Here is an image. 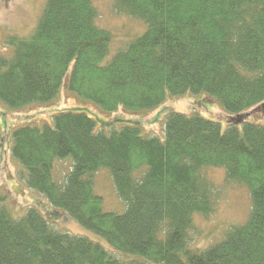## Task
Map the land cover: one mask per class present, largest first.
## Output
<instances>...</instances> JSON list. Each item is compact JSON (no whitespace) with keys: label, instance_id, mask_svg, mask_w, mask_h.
<instances>
[{"label":"trees","instance_id":"1","mask_svg":"<svg viewBox=\"0 0 264 264\" xmlns=\"http://www.w3.org/2000/svg\"><path fill=\"white\" fill-rule=\"evenodd\" d=\"M116 8L145 27L109 59L113 34L98 24L94 0H47L30 35L6 40L0 101L10 110L51 102L72 67L69 88L105 111L207 92L237 118L223 129L170 110L163 138L140 121L99 120L84 108L17 126L20 176L108 246L54 228L34 207L16 217L0 195V264H264V121L240 118L264 107V0H116ZM66 159L60 182L55 165ZM101 168L111 170L122 213L105 210L95 192ZM212 168L249 189L252 209L199 247L197 218L216 209Z\"/></svg>","mask_w":264,"mask_h":264},{"label":"rangeland","instance_id":"2","mask_svg":"<svg viewBox=\"0 0 264 264\" xmlns=\"http://www.w3.org/2000/svg\"><path fill=\"white\" fill-rule=\"evenodd\" d=\"M47 0H0V53L6 51V40L10 35L28 36L39 21ZM98 9V24L111 30L113 41L111 59L118 50L131 39L141 34L145 24L121 13L116 8V0H94ZM11 49H13L11 47ZM72 67L68 71V76ZM68 76L63 81L58 97L48 103L31 104L20 110H10L0 101V195L7 197L10 211L17 217L25 214L28 208L37 209L54 228L73 235H85L93 240H99L108 246L106 240L80 224L76 218L62 209L55 208L43 193L28 186L20 176L19 162L12 154L13 132L24 122L41 124L52 120V114L71 108H84L94 117L102 120L115 119L137 120L142 123L146 134L164 137V122L167 113L175 110L188 115H200L218 121L225 129L236 114L227 110L215 97L207 92L197 94L188 92L180 96H169L164 103L153 109L132 110L119 107L115 111H105L94 102L85 99L71 90ZM251 122L264 121V107L257 105L240 115ZM239 118V119H240ZM69 160L58 161L55 165V178L63 182L64 175L70 170ZM208 175L217 187V198L214 213L208 218L198 217L196 233L192 239L194 245L207 247L218 242L232 226L244 223L251 212L252 203L249 189L241 183L228 181L225 170L212 168ZM95 192L103 197L104 208L108 211L122 213L126 203L120 197L114 178L109 168H101L94 175Z\"/></svg>","mask_w":264,"mask_h":264},{"label":"bare ground","instance_id":"3","mask_svg":"<svg viewBox=\"0 0 264 264\" xmlns=\"http://www.w3.org/2000/svg\"><path fill=\"white\" fill-rule=\"evenodd\" d=\"M6 201H7V200H6ZM6 201L4 202V204L7 206V202H6ZM7 207H8V206H7Z\"/></svg>","mask_w":264,"mask_h":264}]
</instances>
